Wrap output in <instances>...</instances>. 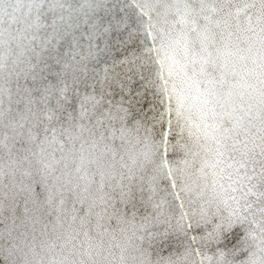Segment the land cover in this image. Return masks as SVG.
Wrapping results in <instances>:
<instances>
[{
  "label": "snow or ice",
  "instance_id": "obj_1",
  "mask_svg": "<svg viewBox=\"0 0 264 264\" xmlns=\"http://www.w3.org/2000/svg\"><path fill=\"white\" fill-rule=\"evenodd\" d=\"M0 264H264V0H0Z\"/></svg>",
  "mask_w": 264,
  "mask_h": 264
}]
</instances>
